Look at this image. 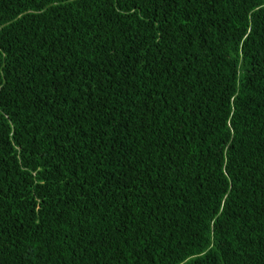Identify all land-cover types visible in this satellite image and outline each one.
Here are the masks:
<instances>
[{"label": "trees", "instance_id": "1", "mask_svg": "<svg viewBox=\"0 0 264 264\" xmlns=\"http://www.w3.org/2000/svg\"><path fill=\"white\" fill-rule=\"evenodd\" d=\"M0 264H264V0H0Z\"/></svg>", "mask_w": 264, "mask_h": 264}]
</instances>
